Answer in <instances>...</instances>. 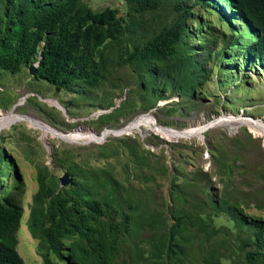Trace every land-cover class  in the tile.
Instances as JSON below:
<instances>
[{
    "label": "rangeland",
    "instance_id": "374dc122",
    "mask_svg": "<svg viewBox=\"0 0 264 264\" xmlns=\"http://www.w3.org/2000/svg\"><path fill=\"white\" fill-rule=\"evenodd\" d=\"M79 6L112 9L123 28L93 54V86L75 82L55 91L28 74L30 65L14 74L0 70V122L34 120L68 137L106 134L101 141L64 142L26 121L0 130V197L21 210L10 234L21 263L42 264L45 251L26 229L41 174L54 191L87 190L104 222L128 217L112 264H248L256 226L264 225V135L245 126L204 130V124L247 117L264 124V60L246 56L253 33L226 0H157L142 14L125 0H80ZM11 12L0 0V32ZM176 22L183 34L171 57L146 65L134 60V50ZM146 117L169 131L201 132L111 133ZM64 173L70 181L61 187ZM71 242L60 241V257L49 253V259L73 264Z\"/></svg>",
    "mask_w": 264,
    "mask_h": 264
},
{
    "label": "trees",
    "instance_id": "16d2710c",
    "mask_svg": "<svg viewBox=\"0 0 264 264\" xmlns=\"http://www.w3.org/2000/svg\"><path fill=\"white\" fill-rule=\"evenodd\" d=\"M226 1L231 11L254 35L246 49V56L257 61L264 60V0ZM5 2L12 7V12L0 32V70L14 74L21 67L31 65L35 59L34 76L44 79L55 91L75 82L88 87L96 83L98 69L92 59L93 54L104 41L120 36L123 31L114 10L92 12L81 8L80 0ZM125 2L137 14L157 7V0ZM182 34L183 25L176 22L161 29L130 55L145 65L163 62L172 56L173 45ZM36 183L37 190L26 229L31 237L45 245L42 264H54L49 259V253L60 257L58 243L68 238H73L67 246L68 257L73 264H112L119 235L126 228L128 217H122L118 223L113 220L104 222L98 202L91 199L87 190L71 189L68 194L54 191L41 174L37 175ZM20 218L21 210L11 197L1 195L0 264H22L10 235L18 228ZM252 243L256 251L246 253V263L264 264L263 224L256 226ZM168 249L174 253L170 247Z\"/></svg>",
    "mask_w": 264,
    "mask_h": 264
},
{
    "label": "bare ground",
    "instance_id": "6f19581e",
    "mask_svg": "<svg viewBox=\"0 0 264 264\" xmlns=\"http://www.w3.org/2000/svg\"><path fill=\"white\" fill-rule=\"evenodd\" d=\"M21 121H26L33 128H39L40 130H42L44 132L51 130L52 133L54 132V134L58 138L63 140L64 142L101 141V140L105 139V136H106V134H104L102 137L97 138L96 136H90V135L85 134V135H80V136H75V137H68L66 135H63L61 133L54 131L53 129H51L49 127L42 125L38 121L22 119V118H9V119L2 120V122H0V130H2L6 126L8 127L9 125H11L13 123H18ZM257 125L255 123L249 122L247 119L238 118L235 120H229V121H225V122H216V125L212 126L211 128L218 127V126H228V127L233 129V128H236L238 126H245V127H248L249 129L257 131L261 135H264V132ZM142 128H143L142 131H144V132H141V133L147 134V133H150L153 131V132L161 135V137H163V138H168V137L169 138H179V137H188V136L197 137V136H199V133L201 132L200 129L193 128V127H190V128L183 130V131H169L167 129L158 127L152 118L146 117V118H142V119L138 120L137 122L133 123L131 125V127L127 128L126 130H120V131H114V132L112 131L111 133L115 134V135H121V134H124L125 132H127L128 130H131V129L141 130Z\"/></svg>",
    "mask_w": 264,
    "mask_h": 264
},
{
    "label": "water",
    "instance_id": "95a60500",
    "mask_svg": "<svg viewBox=\"0 0 264 264\" xmlns=\"http://www.w3.org/2000/svg\"><path fill=\"white\" fill-rule=\"evenodd\" d=\"M36 66H37V63H36ZM36 66H33V65H30L29 67H28V74L30 75V76H33L34 75V73H35V68H36ZM22 116V115H21ZM248 118V120L249 121H251L252 123H257L258 124V126L260 127V129L264 132V124L260 121V120H254V119H252V118H249V117H247ZM212 122V123H211ZM216 125V123L215 122H213V121H210V122H207V123H205L204 124V130H206V129H208V128H211L212 126H215ZM263 146H264V143H263ZM59 185L61 186V187H64V186H66L68 183H69V178H68V176H67V174L66 173H64L63 175H62V177H60L59 178Z\"/></svg>",
    "mask_w": 264,
    "mask_h": 264
}]
</instances>
